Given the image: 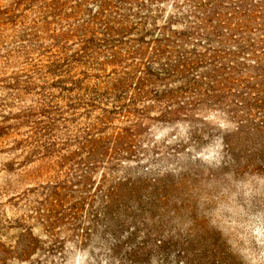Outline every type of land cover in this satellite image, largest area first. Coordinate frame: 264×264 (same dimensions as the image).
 <instances>
[{
	"label": "rangeland",
	"instance_id": "rangeland-1",
	"mask_svg": "<svg viewBox=\"0 0 264 264\" xmlns=\"http://www.w3.org/2000/svg\"><path fill=\"white\" fill-rule=\"evenodd\" d=\"M141 45L143 57L129 54ZM187 62L206 91L226 89L177 97L198 115L162 113L176 105L153 95L133 107L146 108L143 118L111 114L97 131L125 129L133 141L120 158L129 161L94 168L88 190L66 196L46 231L37 201L66 181L67 168L42 146L43 88L63 107L58 142L115 102L85 92L88 105L74 104L50 83L93 86L134 65L159 72ZM156 84L178 94L184 81ZM28 107L32 121L17 127ZM102 177L142 185L144 208L121 216L116 231L97 212ZM79 196L95 201L77 207ZM25 227L35 242L27 253L17 248ZM0 264H264V0H0Z\"/></svg>",
	"mask_w": 264,
	"mask_h": 264
},
{
	"label": "trees",
	"instance_id": "trees-1",
	"mask_svg": "<svg viewBox=\"0 0 264 264\" xmlns=\"http://www.w3.org/2000/svg\"><path fill=\"white\" fill-rule=\"evenodd\" d=\"M230 39L231 38L222 36V38L217 41L227 43ZM158 41L161 46L163 40L160 39ZM163 45L164 43L162 46ZM144 48L145 46L141 45L139 48L131 50L129 54H134V56L141 58L144 56ZM155 49L158 53L163 51L161 50V47H155ZM111 50L112 51H110L108 55H110L115 61H120V55L116 51V47L111 46ZM198 64L199 62H197V65ZM146 65L147 64H143L141 68L140 65H134L131 70H124L120 72L118 76L107 81L102 80L93 86L84 85L77 81H72V85H70L61 79L56 81L57 85L50 83L52 87H58L61 99L72 100L74 104H80L83 102L88 105L87 100H85L86 97H88L87 94H91V96L94 97L101 95L111 97L115 102L112 109L106 107L100 108L101 114L97 116L95 124L90 123L85 126L80 134L63 136V141H56L61 138V135L59 136V133L61 132H57L59 127L56 125H60L62 120L61 116L63 113V107H61L58 102L51 99L57 95L54 96V93L48 90L47 87L43 88V91L39 93L41 95L40 98H42L41 109L46 112L45 116L48 117L47 121L39 122L40 129L47 131L49 139L42 144V146L45 153L57 157L55 161L57 166L64 165L67 168L65 172L66 181H63L62 183L56 181L55 185L48 187L46 197L43 200L37 201L39 204L36 208L38 213L37 218L42 220V223L44 224L43 227L46 231H53L54 224L59 218L56 212L58 207L63 206L66 196H71L72 193L86 192L88 190L86 188L88 180L90 179L89 175L90 172L94 171V168L102 166V168L113 169L116 162L122 160L120 158L122 153L127 152L126 146L130 145L133 139L126 134L125 129L117 130L108 135H102L101 132L97 131L99 130V125L101 123L110 121L111 114L120 115L128 113L135 115L138 118H143L146 115V108L133 107L140 104L141 101L148 99L150 95H153L155 100L165 101V104L172 102L176 105L174 108H171V104H167V108L163 105L162 113L168 115L190 116L195 112V115H198L202 111V108H190L188 107L187 102L185 103L183 100L178 101L177 97L181 96L183 92L188 93L197 91L196 94L198 93L206 97H209V92H211V96L217 98L220 96L218 93L226 89V87L217 88V84L209 83L207 84L209 86L207 89L209 92L206 91L202 86V75L198 74L197 77L191 76L193 65L190 62H187L185 68L178 66L176 68H162L159 72H155L153 68ZM169 78L177 80L181 78L184 81L183 86H180L176 90L178 94L165 86L160 90L158 87L159 84H156L158 80H168ZM85 92L87 94H85ZM20 93H23V90H20ZM201 100L202 102L198 103L200 105H205L204 99ZM190 104H192V102H190ZM89 105L93 106L97 105V103L94 102V104ZM131 107L133 110H131ZM72 108H75V105H72ZM27 110L15 117L17 122L14 124H16L17 127L24 122L32 121L31 117L33 113L29 112L31 111V107H28ZM10 127L11 126L9 125L1 126L3 130L9 129ZM3 132L6 133L5 131ZM64 134L67 133L65 132ZM161 134L163 133H160V135ZM60 142L63 147L57 148ZM73 146L75 147L74 149L72 148ZM62 150H65V152ZM127 161L129 160L124 159L122 160V163H127ZM72 178L76 181L74 186H80L81 184L83 186L78 189H73L71 187L73 183L69 184V182H72ZM107 181L108 185L105 186V182ZM101 182L102 186L104 185L105 190L101 187V194L97 195L98 201L100 202L97 212L99 215L103 216L104 220H106L104 225L116 231V227L120 224L121 216L128 215L132 209L138 210L144 208V200L140 195L142 185L140 186L139 183H133L131 181L107 180L106 177H104V180L102 177V181L100 180L99 183ZM154 189H156V187H154ZM88 198L95 201L93 196H79V201L76 202L78 205L77 207H80L82 203L85 204ZM113 213L115 215L117 214L116 217L112 215ZM24 230H26V232L20 235L17 248L22 252L27 253L33 248L35 242L34 237L28 228L25 227ZM1 251L2 253L7 252L4 245L1 246Z\"/></svg>",
	"mask_w": 264,
	"mask_h": 264
}]
</instances>
